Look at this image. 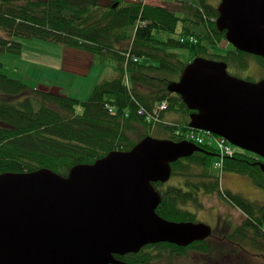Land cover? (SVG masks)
Segmentation results:
<instances>
[{
  "label": "trees",
  "instance_id": "obj_1",
  "mask_svg": "<svg viewBox=\"0 0 264 264\" xmlns=\"http://www.w3.org/2000/svg\"><path fill=\"white\" fill-rule=\"evenodd\" d=\"M109 1L103 6L99 0H0V52L19 54L21 43L15 38H36L88 53L90 61L77 70L80 73L87 74L95 58L103 64L113 60L117 73L96 84L81 102L0 72V174L49 169L65 177L74 165L92 164L114 150H130L149 135L181 141L192 111L168 85L189 62L203 57L226 63L227 71L245 70L252 62L264 68L262 58L228 42L225 53L209 52L225 39L215 24L219 1L180 0L177 10L146 0ZM190 36L194 42L186 39ZM162 102L166 109L155 113ZM198 146L203 151L171 163L173 177L187 179L188 188L190 179L196 181L193 210L184 208L190 191L153 182L162 194L156 212L168 220L194 221L203 209V197L217 195L245 215L241 224H226L223 216L217 222L219 230L203 241L185 247L147 244L116 258L131 264H164L163 252L182 257L193 250L203 255L200 264H237L240 261L229 260L232 247L233 255L251 254L255 264H264V173L256 163L264 160L233 146L234 154L225 157L218 170L216 150L208 143ZM226 172L248 178L260 201L223 189Z\"/></svg>",
  "mask_w": 264,
  "mask_h": 264
},
{
  "label": "water",
  "instance_id": "obj_2",
  "mask_svg": "<svg viewBox=\"0 0 264 264\" xmlns=\"http://www.w3.org/2000/svg\"><path fill=\"white\" fill-rule=\"evenodd\" d=\"M216 11L225 40L264 61V0H219ZM168 90L192 111L188 128L264 160V77L247 80L224 62L195 57ZM196 151L203 148L149 135L130 150L74 165L65 177L49 169L1 173L0 264H131L115 256L158 242L203 241L212 227L160 216L161 194L152 185ZM256 163L264 173V162Z\"/></svg>",
  "mask_w": 264,
  "mask_h": 264
},
{
  "label": "rangeland",
  "instance_id": "obj_3",
  "mask_svg": "<svg viewBox=\"0 0 264 264\" xmlns=\"http://www.w3.org/2000/svg\"><path fill=\"white\" fill-rule=\"evenodd\" d=\"M146 1L162 4L175 10L180 5V0H161V3L156 0ZM218 1L213 0V3ZM110 2L109 0H99V3L103 6L109 5ZM15 40L21 43V51L19 54L6 51L0 52V62L2 64L0 72L11 78L20 79L30 87L48 86L83 102L91 96L96 84L102 80L112 79L116 75L115 63L111 59L106 60L103 64L95 58L92 67L85 70V72H88L84 75L77 71L80 69L82 62V57L77 53L83 51L73 48L66 49L63 45L36 38H15ZM229 48V44L223 39L219 44L210 46L209 52L213 54L225 53ZM105 64L108 65L104 66ZM228 71L241 78L250 77L252 81L259 80L264 74V68L255 62H252L249 68L245 70L233 71L228 69ZM101 72H103L102 75ZM78 110L80 111L81 108L78 107ZM154 137L160 138L162 135H155ZM239 181L236 187L240 191H245L251 195L246 198L260 201L257 192L254 194L243 180ZM222 188L226 189L223 185ZM223 201L217 195L203 197V209L197 211L194 222L209 224L213 230L215 229V232L219 230L220 225L218 226L217 222L223 216H226L225 221L228 220L231 224L240 222L243 217L242 212ZM228 221L226 224H229ZM234 250L231 247L230 261H240L237 264H243L245 261L241 260L245 259L248 264L251 262L256 263L253 261L255 259L251 257V254H246V257L238 255V253L233 255ZM186 254L188 255L180 257L170 256L167 252H163L161 261L164 264H200L204 260L203 255L196 251L188 250Z\"/></svg>",
  "mask_w": 264,
  "mask_h": 264
},
{
  "label": "built area",
  "instance_id": "obj_4",
  "mask_svg": "<svg viewBox=\"0 0 264 264\" xmlns=\"http://www.w3.org/2000/svg\"><path fill=\"white\" fill-rule=\"evenodd\" d=\"M186 39L190 40L191 42L195 41L192 36L187 37ZM166 106V103L162 102L154 112L157 113L158 111L164 110L166 109ZM139 113L142 114V110H139ZM180 135L183 136L184 139L195 144L208 143L212 145L218 154V158L214 163V167L219 170L222 169L224 158L232 156L235 152L233 146L225 138L211 134L208 131L200 132L189 128V130L184 133L180 132Z\"/></svg>",
  "mask_w": 264,
  "mask_h": 264
},
{
  "label": "flooded vegetation",
  "instance_id": "obj_5",
  "mask_svg": "<svg viewBox=\"0 0 264 264\" xmlns=\"http://www.w3.org/2000/svg\"><path fill=\"white\" fill-rule=\"evenodd\" d=\"M240 176L243 177L242 175H240ZM227 178H228V181H231L235 186L237 185L238 182H240L239 180H235L234 178H231V177H227ZM241 180H243L245 182V184L249 187V185H248V183L246 182L245 179L241 178ZM187 183H188L187 179H176L175 177H173V175L171 173V176H170L169 180H167L166 182H163L162 184H163V186H165V188H167L168 186L176 185L177 187H181L185 192L190 191L191 199L188 202H186V206L184 208H190V210H193L194 199H196V181L194 179H190V183H191L190 188L187 187ZM249 189L252 192H254V194H255V192H257V190H256L257 188H252L251 187ZM227 190H229L233 194L240 193V194H242L245 197H250L251 196L250 194H247L245 191H240L238 188L236 190H231V189H227ZM225 204L230 205L228 202H226ZM232 207L236 208L235 206H232ZM244 216L245 215L243 214L242 220L240 222L235 223V224H241V222L244 219Z\"/></svg>",
  "mask_w": 264,
  "mask_h": 264
},
{
  "label": "crops",
  "instance_id": "obj_6",
  "mask_svg": "<svg viewBox=\"0 0 264 264\" xmlns=\"http://www.w3.org/2000/svg\"><path fill=\"white\" fill-rule=\"evenodd\" d=\"M78 55H80L82 57V62L80 64V69H82L81 66H84L85 63H88L90 60V56L88 53H85V52H79L77 53ZM94 62V60H93ZM93 64V63H92ZM92 64L89 66V68L92 67ZM108 64H105L104 66H107ZM84 71V70H82ZM81 71V72H82ZM103 74V72H101V75ZM85 75V74H84ZM116 76H117V73H116ZM227 177H231V178H234L235 180H241V178L245 179L246 182L248 183L249 185V188H254L253 185L251 184V182H249V179L246 178V177H241L240 175H237V174H232V173H224V175L222 176V179H221V184L223 186H225L226 189H231V190H236L237 187L231 182V181H228V178ZM257 190V189H256ZM259 191V190H258Z\"/></svg>",
  "mask_w": 264,
  "mask_h": 264
}]
</instances>
